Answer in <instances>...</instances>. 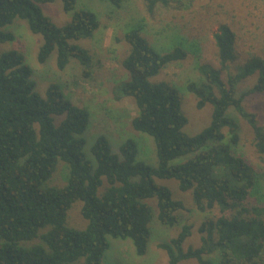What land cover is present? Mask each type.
Segmentation results:
<instances>
[{"label": "trees", "instance_id": "1", "mask_svg": "<svg viewBox=\"0 0 264 264\" xmlns=\"http://www.w3.org/2000/svg\"><path fill=\"white\" fill-rule=\"evenodd\" d=\"M61 1L64 11L73 15L69 23L58 27L42 10V5L54 0H0V43L13 42L15 36L6 28L23 20L43 38L40 64L56 52L60 71L76 60L82 77L90 79L93 57L73 42L94 36L100 28L98 16L89 10L76 11V0ZM105 1L116 9L123 5V0ZM146 2L150 14L158 3L168 4L166 0ZM141 33L140 28L131 29L122 38L130 46L121 62L129 78L114 88V97L134 101L138 115L132 127L154 139L157 168L137 160L133 140L124 142L116 154L105 136L98 137L91 148L95 163L89 160L83 137L91 121L89 111L66 99L57 84L41 96L24 56L17 51L2 54L0 264H103L108 237L129 239L138 256L146 255L154 217L150 202L156 201L158 221L168 227L179 225V212L186 210L156 179L177 181L180 191L192 193L200 213L217 211L198 228L199 248L184 249L193 229L187 224L177 237L159 246L167 252L168 264L189 260L264 264V177L240 154L239 121L229 113L234 110L248 123L254 146L264 155V126L243 104L246 97L264 93V59L253 57L224 80L222 72L236 60V36L221 27L214 35L220 68L199 62L202 81L186 86L196 97L198 110L212 106L211 122L198 135L189 136L184 132L188 118L180 89L153 78L168 65L186 60L190 52L177 45L160 54ZM254 76L255 85L237 97L238 86ZM182 157L187 160L171 164ZM60 162L68 166L67 184L51 187L48 182ZM78 201L87 221L84 229L67 225L68 212Z\"/></svg>", "mask_w": 264, "mask_h": 264}, {"label": "rangeland", "instance_id": "2", "mask_svg": "<svg viewBox=\"0 0 264 264\" xmlns=\"http://www.w3.org/2000/svg\"><path fill=\"white\" fill-rule=\"evenodd\" d=\"M166 1L167 5L158 3L154 12L150 14L146 0H123L121 9H116L105 0H76V11H93L100 22V28L92 38L73 42L88 49L93 57L94 67L90 79L82 77L81 66L76 60H71L68 67L60 71L57 68L56 52L46 63L40 64L38 53L43 38L33 34L27 22L18 19L6 28L14 34L15 40L0 43V58L4 53L19 52L33 71L32 80L38 94L45 97L48 88L52 84H57L66 99L89 111L91 121L83 135L86 140L84 152L94 163L91 148L98 137L105 136L111 144L113 153L116 154L124 142L133 140L138 147L137 160L153 168L158 167L154 139L132 127V120L138 115L134 101L130 98L117 101L114 97V88L129 78V73L121 65L130 50V46L122 41L127 31L140 28L141 34L161 51H158L160 54L170 51L177 45H184L190 52L186 60L168 65L153 78L155 82L166 81L180 89L183 99L182 110L188 118L184 132L189 136L198 135L211 122L212 106L207 105L204 109L198 110L196 97L187 91L186 86L190 82L202 81L197 69L199 62L220 68L214 35L219 33L221 27H228L236 36V60L230 65L229 70L222 72L224 80H227L229 73H235L239 66L253 57L264 59V0ZM42 10L58 27L69 23L73 15L64 11L61 0L42 5ZM256 81L257 77L254 76L242 82L238 86L236 96L240 97L252 88ZM243 104L248 112L256 115L258 123L264 126V93L246 97ZM229 113L239 121L240 154L264 177V155L258 153L254 146L252 129L237 112L230 110ZM225 134H228L227 131ZM186 160L187 157L178 158L171 164L178 165ZM67 175L68 166L60 162L48 185L64 187L67 184ZM156 183L167 187L174 200L185 204L186 210L179 212L181 223L174 227L162 225L158 221L157 203L152 200L150 203L154 217L150 224L151 238L146 255L138 256L129 239L108 237L109 248L103 257V264H168L169 256L159 246L177 237L184 224L193 227L192 235L184 243V249L201 246L198 228L208 216L214 217L217 211L211 214L197 211L192 193L180 191L175 180L156 179ZM81 208L82 202L78 201L68 212L69 227L84 229L87 226V221L81 215ZM180 264L198 263L189 260Z\"/></svg>", "mask_w": 264, "mask_h": 264}]
</instances>
